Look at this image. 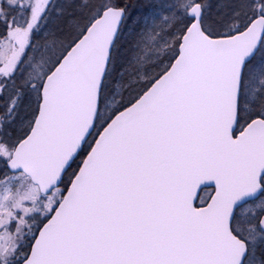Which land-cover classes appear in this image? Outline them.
<instances>
[{"label":"snow or ice","instance_id":"snow-or-ice-1","mask_svg":"<svg viewBox=\"0 0 264 264\" xmlns=\"http://www.w3.org/2000/svg\"><path fill=\"white\" fill-rule=\"evenodd\" d=\"M0 264H264V0H0Z\"/></svg>","mask_w":264,"mask_h":264}]
</instances>
